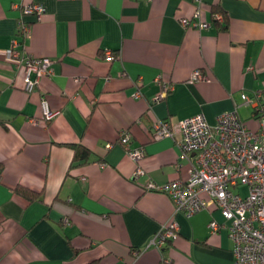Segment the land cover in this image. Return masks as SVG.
<instances>
[{"label": "crops", "instance_id": "obj_1", "mask_svg": "<svg viewBox=\"0 0 264 264\" xmlns=\"http://www.w3.org/2000/svg\"><path fill=\"white\" fill-rule=\"evenodd\" d=\"M14 2L0 0V264H234L215 203L188 216L148 188L186 178L195 156L153 137V124L204 113L214 126L238 105L258 127L242 92L264 95V0H24L44 5L40 18ZM197 8L209 27L182 23ZM12 47L52 59L30 92ZM196 70L207 77L191 81ZM157 79L172 88L154 101ZM43 98L58 110L50 120ZM124 128L140 159L119 140ZM77 145L88 159L74 160ZM213 219L225 225L211 232ZM169 222L178 236L151 244Z\"/></svg>", "mask_w": 264, "mask_h": 264}, {"label": "built area", "instance_id": "obj_2", "mask_svg": "<svg viewBox=\"0 0 264 264\" xmlns=\"http://www.w3.org/2000/svg\"><path fill=\"white\" fill-rule=\"evenodd\" d=\"M16 6L23 5V11L35 12L40 18L45 7L39 2L24 3L15 0ZM216 19L222 22L224 17L219 14ZM184 25L202 29L210 23L201 18L197 8L191 17L181 19ZM19 30L28 36L30 25L20 21ZM17 45V43H15ZM14 47L6 51L7 58L22 62L25 68L24 89L32 91L43 75L50 71L52 59L21 53ZM115 57L113 51L106 50V59ZM207 77L202 71L196 70L190 80ZM158 80L160 92L153 98L159 101L172 83L168 80ZM79 81V80H78ZM139 96L140 92H136ZM243 100L255 106L258 127L251 128L241 116L238 105L217 116V122L212 126L204 113L178 119L171 122L167 119H157L153 124V137H177L182 149V155L194 152V160L190 165L186 178L171 179L162 184L149 183L148 188L167 193L174 202L175 209L193 215L207 207L211 202L221 210L222 215L230 220L228 226L234 243V264H264V95L261 91L242 92ZM42 118H54L58 110L53 109L49 101H41ZM36 120V119H35ZM130 129L124 128L119 133V140L128 146L130 155L140 159L144 153L142 148L130 147ZM143 171L138 167L136 174ZM246 186L247 193L236 190ZM206 194L207 196H203ZM68 222V219H65ZM225 224L211 220L209 228L214 232ZM178 224L169 222L151 240V244L163 245L169 239L178 236ZM161 264H172L164 260Z\"/></svg>", "mask_w": 264, "mask_h": 264}, {"label": "trees", "instance_id": "obj_3", "mask_svg": "<svg viewBox=\"0 0 264 264\" xmlns=\"http://www.w3.org/2000/svg\"><path fill=\"white\" fill-rule=\"evenodd\" d=\"M90 154V150H88L86 147H83L81 145L75 146V155H74V160H86L88 159V156ZM26 192L27 195H29V192Z\"/></svg>", "mask_w": 264, "mask_h": 264}, {"label": "rangeland", "instance_id": "obj_4", "mask_svg": "<svg viewBox=\"0 0 264 264\" xmlns=\"http://www.w3.org/2000/svg\"><path fill=\"white\" fill-rule=\"evenodd\" d=\"M241 189H242V191L246 192V191H245V189H246L245 187H243V188H241Z\"/></svg>", "mask_w": 264, "mask_h": 264}]
</instances>
